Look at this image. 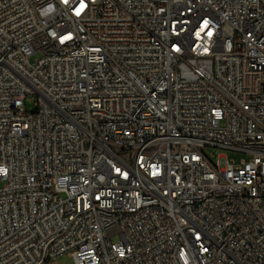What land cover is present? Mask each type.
I'll use <instances>...</instances> for the list:
<instances>
[{
    "label": "built area",
    "instance_id": "2783aa9c",
    "mask_svg": "<svg viewBox=\"0 0 264 264\" xmlns=\"http://www.w3.org/2000/svg\"><path fill=\"white\" fill-rule=\"evenodd\" d=\"M63 256L264 264V0H0V264Z\"/></svg>",
    "mask_w": 264,
    "mask_h": 264
},
{
    "label": "rangeland",
    "instance_id": "374dc122",
    "mask_svg": "<svg viewBox=\"0 0 264 264\" xmlns=\"http://www.w3.org/2000/svg\"><path fill=\"white\" fill-rule=\"evenodd\" d=\"M26 105L29 109H32V105L30 104V102L28 100L26 102ZM206 154L207 155H213L214 156L213 161L215 160V158H217L218 156H222V155L227 156L229 159H234L237 162L241 158H248V156L245 154L235 153V152L223 150V149L208 148V149H206ZM108 233H109V237L111 238L112 241L116 242L119 240L120 230L118 228L111 229ZM55 264H74V261H73V259H71L67 256H63V257L57 259L55 261Z\"/></svg>",
    "mask_w": 264,
    "mask_h": 264
}]
</instances>
